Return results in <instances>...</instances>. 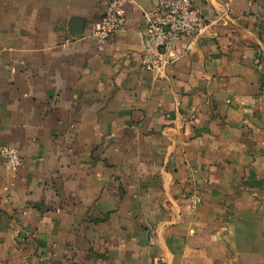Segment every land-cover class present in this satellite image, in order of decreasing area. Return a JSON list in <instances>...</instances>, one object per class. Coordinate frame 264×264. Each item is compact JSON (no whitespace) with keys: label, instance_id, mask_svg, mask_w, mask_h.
I'll use <instances>...</instances> for the list:
<instances>
[{"label":"crops","instance_id":"0c3cea01","mask_svg":"<svg viewBox=\"0 0 264 264\" xmlns=\"http://www.w3.org/2000/svg\"><path fill=\"white\" fill-rule=\"evenodd\" d=\"M192 1L152 73L156 0H0V264H264V0Z\"/></svg>","mask_w":264,"mask_h":264},{"label":"built area","instance_id":"2783aa9c","mask_svg":"<svg viewBox=\"0 0 264 264\" xmlns=\"http://www.w3.org/2000/svg\"><path fill=\"white\" fill-rule=\"evenodd\" d=\"M106 1V12L93 35L99 49H103L111 36L124 29V7L131 0ZM156 1L155 9L144 11L145 23L141 32L142 63L152 73L174 64L181 57L182 42L196 40L206 25L204 13L192 0ZM0 157L8 172L22 166V158L13 147L1 146Z\"/></svg>","mask_w":264,"mask_h":264}]
</instances>
